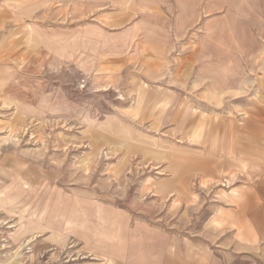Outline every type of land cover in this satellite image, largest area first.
Returning a JSON list of instances; mask_svg holds the SVG:
<instances>
[{"label":"rangeland","instance_id":"374dc122","mask_svg":"<svg viewBox=\"0 0 264 264\" xmlns=\"http://www.w3.org/2000/svg\"><path fill=\"white\" fill-rule=\"evenodd\" d=\"M65 1L0 0V264H264V0H141L123 51Z\"/></svg>","mask_w":264,"mask_h":264},{"label":"crops","instance_id":"0c3cea01","mask_svg":"<svg viewBox=\"0 0 264 264\" xmlns=\"http://www.w3.org/2000/svg\"><path fill=\"white\" fill-rule=\"evenodd\" d=\"M65 2H70L73 4L77 3L78 5H80L82 7L87 6L86 7L87 9H99V10L101 8H104L105 6H107V3H109V4L112 3V6L114 5L115 10H116L115 15L113 16L114 18H116V23H117L116 25L128 26L127 29H125V30L117 31V35H118L117 38L120 39V42L117 46H118V50H122V51L124 50V48H126V45H127L129 38H132L131 34L134 33V18L137 16V11L139 9H142V8H147V6L145 7L144 4H142L141 0H66ZM127 8L129 10V12L125 13ZM100 14H101V12L97 13V15H94L95 23L94 24L91 23V24L94 26H99L97 29V31L99 33L103 32L104 34H106V31L102 30V28L100 27V26H106V22H104V20H102L104 15H100ZM77 17H79L78 24H81V25L89 24L88 20L90 18V15H87L85 13H81V15L77 16ZM119 18H120V20H119ZM83 30L86 31L85 29H83ZM130 43H132V41ZM105 49H106V47H105ZM259 141H260V139L258 137L257 146L260 143ZM243 147H244V154H245L246 148L248 147L246 135L244 136ZM253 149L255 151L254 153H256L255 148H253ZM258 152L260 154L261 148H260V150H258ZM246 158H247V156L244 157V162L246 161ZM261 177L262 178H260V179L262 182H260V188H259V192H258L259 193V202H258L259 203L258 204L259 213H258V218H257L258 228H264V187H262L264 185V176L261 175ZM238 207L240 208V212L243 213L242 214L243 228L245 227V225H247L248 228H256V227H254V225H252V223L251 224L248 223V222L254 221L255 218H253V219L251 218V220L247 218V213H246L247 209L244 211V207L247 208V205H245V206L241 205ZM146 258H144L143 260H137V259L133 258L132 260H133L134 264H157L159 262L158 260H155L154 257H151V258L146 257ZM163 260H165V262L167 264H170V263L182 264V260L180 258L165 256Z\"/></svg>","mask_w":264,"mask_h":264}]
</instances>
